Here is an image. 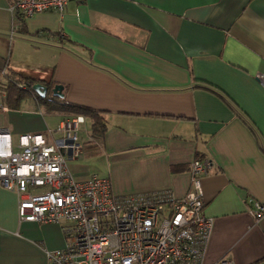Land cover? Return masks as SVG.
<instances>
[{
    "label": "crops",
    "instance_id": "0c3cea01",
    "mask_svg": "<svg viewBox=\"0 0 264 264\" xmlns=\"http://www.w3.org/2000/svg\"><path fill=\"white\" fill-rule=\"evenodd\" d=\"M9 3L0 0V130L14 149L20 134L82 115L75 178L108 177L115 194L175 197L190 186L191 161L207 158L205 264L222 256L264 264V215L249 213L254 200L264 203V86L253 77L264 70V0H69L62 13L21 21ZM18 75L61 84L54 99L96 110L105 130L93 134L87 115L33 93L9 99L7 82ZM95 157L106 174L87 168ZM17 201L0 184V264H46V252L64 246L63 231L21 220Z\"/></svg>",
    "mask_w": 264,
    "mask_h": 264
},
{
    "label": "built area",
    "instance_id": "2783aa9c",
    "mask_svg": "<svg viewBox=\"0 0 264 264\" xmlns=\"http://www.w3.org/2000/svg\"><path fill=\"white\" fill-rule=\"evenodd\" d=\"M69 0H10L14 21L39 12L62 13ZM253 77L264 86V70ZM24 87V84L20 85ZM82 115L63 119L46 134L25 132L14 149L0 130V184L18 195L21 220L58 224L65 244L46 252V264H205L213 218L203 212L200 179L211 161L194 159L190 186L181 197L169 190L115 194L108 177L76 180L69 162L81 151ZM249 213L264 215L253 201ZM210 264H232L222 256Z\"/></svg>",
    "mask_w": 264,
    "mask_h": 264
},
{
    "label": "trees",
    "instance_id": "16d2710c",
    "mask_svg": "<svg viewBox=\"0 0 264 264\" xmlns=\"http://www.w3.org/2000/svg\"><path fill=\"white\" fill-rule=\"evenodd\" d=\"M38 81L40 80L37 78H33L30 76H25V75H18L17 77H11L6 85V91H7L8 98L11 100L17 101L21 97L33 93V95L37 98V100L41 104L43 103L51 107L56 106V107H59L60 109L69 110L72 113H82V114L87 115L92 120L91 121L92 133L97 136L99 134H102V132L105 130V120L99 112L91 108L85 107V106H77L73 104L59 103L58 101L54 99L55 96L52 95L51 88L54 85V83L52 82L45 83V85L48 86L47 94L44 97L39 96L32 89V85ZM21 84H24V87H21L20 86Z\"/></svg>",
    "mask_w": 264,
    "mask_h": 264
},
{
    "label": "water",
    "instance_id": "95a60500",
    "mask_svg": "<svg viewBox=\"0 0 264 264\" xmlns=\"http://www.w3.org/2000/svg\"><path fill=\"white\" fill-rule=\"evenodd\" d=\"M32 89L35 93H37L41 97H44L48 92V86L41 82L34 83L32 85ZM62 89H63V86L61 84H58V83L55 84L51 88L52 95L62 97L63 96Z\"/></svg>",
    "mask_w": 264,
    "mask_h": 264
},
{
    "label": "rangeland",
    "instance_id": "374dc122",
    "mask_svg": "<svg viewBox=\"0 0 264 264\" xmlns=\"http://www.w3.org/2000/svg\"><path fill=\"white\" fill-rule=\"evenodd\" d=\"M85 162H87L86 164H88L87 168L89 169V171H92L98 174L107 173V165L103 162L102 158L95 157L94 159L85 160ZM75 179L78 180L77 178Z\"/></svg>",
    "mask_w": 264,
    "mask_h": 264
}]
</instances>
